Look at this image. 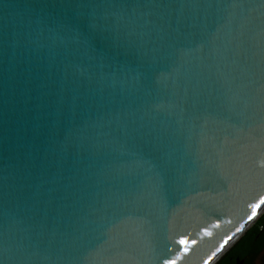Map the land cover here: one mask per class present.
I'll list each match as a JSON object with an SVG mask.
<instances>
[{
  "label": "water",
  "instance_id": "1",
  "mask_svg": "<svg viewBox=\"0 0 264 264\" xmlns=\"http://www.w3.org/2000/svg\"><path fill=\"white\" fill-rule=\"evenodd\" d=\"M264 206V0H0V264H209Z\"/></svg>",
  "mask_w": 264,
  "mask_h": 264
},
{
  "label": "flooded vegetation",
  "instance_id": "2",
  "mask_svg": "<svg viewBox=\"0 0 264 264\" xmlns=\"http://www.w3.org/2000/svg\"><path fill=\"white\" fill-rule=\"evenodd\" d=\"M263 213L264 211L261 214ZM253 233L254 231L250 227L245 232L247 237L241 238L242 240L240 239L233 250L224 252L211 264H254L258 257H261V264H264V225L254 237H252Z\"/></svg>",
  "mask_w": 264,
  "mask_h": 264
},
{
  "label": "rangeland",
  "instance_id": "3",
  "mask_svg": "<svg viewBox=\"0 0 264 264\" xmlns=\"http://www.w3.org/2000/svg\"><path fill=\"white\" fill-rule=\"evenodd\" d=\"M264 211V210H263ZM262 213V211L256 216V218H254L253 219V221L250 223V224H248V226H246L239 234H238V236L236 237V238H234L233 240H232V242H230L227 246H226V248H224V250L223 251H221L214 259H216L217 257H219V256H221V255H223V253L224 252H226V251H229L230 249L231 250H233L236 246V244L240 241V239L242 238V236L245 234V232L246 231H248L249 230V228L252 226V224L257 220V218H259L260 217V214ZM242 240V239H241ZM233 246V247H232ZM213 259V260H214ZM212 260V261H213ZM212 261L209 263V264H211L212 263ZM254 264H261V257L259 258H257V260L255 261V263Z\"/></svg>",
  "mask_w": 264,
  "mask_h": 264
},
{
  "label": "trees",
  "instance_id": "4",
  "mask_svg": "<svg viewBox=\"0 0 264 264\" xmlns=\"http://www.w3.org/2000/svg\"><path fill=\"white\" fill-rule=\"evenodd\" d=\"M264 225V213L260 215L259 218H257V220L252 224V229L254 231L252 237H254L255 235H257L260 231V228ZM247 237L246 234H244L242 236V239Z\"/></svg>",
  "mask_w": 264,
  "mask_h": 264
},
{
  "label": "bare ground",
  "instance_id": "5",
  "mask_svg": "<svg viewBox=\"0 0 264 264\" xmlns=\"http://www.w3.org/2000/svg\"><path fill=\"white\" fill-rule=\"evenodd\" d=\"M264 210V206L263 207H261L259 210H258V212L252 217V218H250V220L245 224V226H244V228L246 227V226H248V224H250L252 221H253V219L254 218H256V216L261 212V211H263ZM238 236V235H237ZM236 236V237H237ZM235 237V238H236ZM234 239V238H233ZM230 242H232V240L231 241H229L227 244H229ZM226 248V247H225ZM224 249H222L221 251H223Z\"/></svg>",
  "mask_w": 264,
  "mask_h": 264
},
{
  "label": "snow or ice",
  "instance_id": "6",
  "mask_svg": "<svg viewBox=\"0 0 264 264\" xmlns=\"http://www.w3.org/2000/svg\"><path fill=\"white\" fill-rule=\"evenodd\" d=\"M172 264H175V261H173Z\"/></svg>",
  "mask_w": 264,
  "mask_h": 264
}]
</instances>
